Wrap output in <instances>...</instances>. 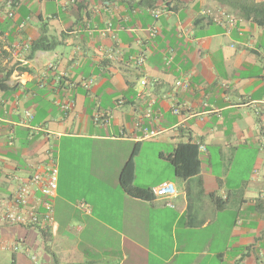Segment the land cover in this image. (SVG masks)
I'll use <instances>...</instances> for the list:
<instances>
[{"label":"crops","instance_id":"0c3cea01","mask_svg":"<svg viewBox=\"0 0 264 264\" xmlns=\"http://www.w3.org/2000/svg\"><path fill=\"white\" fill-rule=\"evenodd\" d=\"M16 2L0 17V264H264V24L243 8L264 0ZM49 164L51 226L3 221Z\"/></svg>","mask_w":264,"mask_h":264},{"label":"built area","instance_id":"2783aa9c","mask_svg":"<svg viewBox=\"0 0 264 264\" xmlns=\"http://www.w3.org/2000/svg\"><path fill=\"white\" fill-rule=\"evenodd\" d=\"M17 7L16 0H0V17L5 15L12 18L15 14ZM206 13V12H205ZM154 16L159 15V11L153 12ZM223 13L218 11L212 14V19L215 22H221ZM150 33L155 34L156 29H150ZM141 61V58H140ZM146 79L140 80L141 85L146 84ZM176 86L187 88L188 85L182 81H176ZM177 112V110H174ZM154 132L146 134L145 136L153 135ZM57 186V171L53 164H49L45 167L44 172L36 171L31 174L29 182L19 181L10 195L9 201L11 205L4 209L1 214V219L7 223L20 224L25 226L36 227L40 230L49 228L52 224V208L51 201L55 195ZM38 190L41 194V199L38 202V206L44 209L43 213H38L36 204H29V197L34 191ZM151 191L157 196H171L175 193V190H170L169 183L162 182L153 187ZM4 205V201L0 199V210ZM80 207H85V204L80 202ZM32 259H36V255H32Z\"/></svg>","mask_w":264,"mask_h":264},{"label":"trees","instance_id":"16d2710c","mask_svg":"<svg viewBox=\"0 0 264 264\" xmlns=\"http://www.w3.org/2000/svg\"><path fill=\"white\" fill-rule=\"evenodd\" d=\"M243 8L245 9V11H249V12H251L253 14V20L255 22H257L258 24H264V4L263 5H255V4H249L248 5V4H246ZM51 46H52L51 44H43V39L42 38H38L36 41L33 42L31 50L35 51L37 49H42V48L45 49V48H49ZM185 147L187 149L191 148V149L195 150V147H193L191 145L184 146V148ZM178 151L179 150H177L176 155H174V156H172L170 158V161L174 165V167L176 168V171H177L178 175H182L183 174L182 169L185 166V162H184L183 159H181L179 157ZM197 171H198V166H195L192 169V172L195 173ZM212 199H213L214 205L217 208L222 207L226 203V200L221 199V198L212 197ZM43 236H44V238L48 237L46 235V233H44Z\"/></svg>","mask_w":264,"mask_h":264},{"label":"rangeland","instance_id":"374dc122","mask_svg":"<svg viewBox=\"0 0 264 264\" xmlns=\"http://www.w3.org/2000/svg\"><path fill=\"white\" fill-rule=\"evenodd\" d=\"M157 175H158V174H157ZM161 175H162V176L165 175V171H164V170L161 171Z\"/></svg>","mask_w":264,"mask_h":264}]
</instances>
